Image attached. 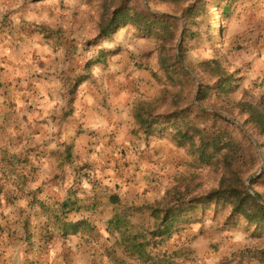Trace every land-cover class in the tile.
I'll list each match as a JSON object with an SVG mask.
<instances>
[{"label":"rangeland","instance_id":"374dc122","mask_svg":"<svg viewBox=\"0 0 264 264\" xmlns=\"http://www.w3.org/2000/svg\"><path fill=\"white\" fill-rule=\"evenodd\" d=\"M209 11L211 16H217L214 28L221 26L222 31L218 44L214 46V54H221L230 70L237 75L239 94L264 109V91L260 89L264 87V73H258L264 67V0H223L217 9L209 6ZM160 12L164 14L168 10L161 7ZM98 21V7L88 0H0V31L5 30L15 38L21 37V31L25 32V50L28 52L25 68L31 66L29 72L32 73L36 64L50 59L48 66L58 67V72L70 81L67 113H72L74 104L77 109H82L91 101L98 100H102V106L109 109L113 99L128 110V118L133 122L130 135L134 141L125 145L118 154L121 161L115 164L114 169L118 178L109 177L106 181H111L107 183L89 178L92 185L98 184L97 189H100L96 203L99 206L98 215L107 223L116 209H129L131 212L127 214L135 229L145 230L151 246L157 247L154 251L150 248L149 252L158 254L164 264H222L231 255L236 256L232 261L234 264H259L248 258L243 262L239 254L252 249L261 240L252 241L249 238L251 234L243 229L223 226L221 220H216L213 215L203 220L200 217L172 220L153 233L156 225L162 222V211L188 200L186 179L190 174L199 176L202 194L215 189L219 177L209 169H192L189 156L177 148L169 136L136 133L132 116L134 105L154 100L160 90L156 77L162 76V73L157 52L149 40L137 38L130 27H121L111 38L100 40L96 30ZM36 74L42 78L45 70L41 71L38 66ZM232 119L241 125L236 117ZM74 146L65 145L63 148L70 154L63 166L70 165L73 169L70 170L72 173L64 171L60 178L69 186L77 183L73 173L87 168L88 153ZM261 153L263 155L262 150ZM18 163L0 161V237L33 236L25 222L10 229L1 221L8 214L6 208L15 206L19 201L28 202V207H36L38 204L35 202H41L37 195L31 193L33 191L26 190L30 180H25V176L17 183L16 175L24 165L21 160ZM10 164L15 166L11 168ZM33 179L34 185L39 182L38 177ZM85 180L88 181L87 175ZM112 197L119 205L113 204ZM151 207L161 212L150 213L148 208ZM51 227L55 232L45 227L43 232L35 235L48 240L44 241L46 247L42 248L51 249L47 248V243L51 242L57 249L63 241L57 226ZM94 227L99 230L96 236L100 240V236H105L99 229L102 225L99 223ZM111 236L116 240L113 242L116 248L111 247L112 256L123 260L124 249L119 238L114 234ZM31 246L35 247L36 243ZM165 253L169 258L166 261L163 259Z\"/></svg>","mask_w":264,"mask_h":264},{"label":"trees","instance_id":"16d2710c","mask_svg":"<svg viewBox=\"0 0 264 264\" xmlns=\"http://www.w3.org/2000/svg\"><path fill=\"white\" fill-rule=\"evenodd\" d=\"M88 1L99 10L96 30L100 40L111 38L121 27H130L137 38L149 40L157 52L160 90L154 100L134 105L136 133L169 136L189 156L192 169H209L219 177L218 186L202 194L199 176L192 173L186 179V202L162 212L148 208L150 213L161 212L163 216L153 233L172 220H203L213 215L223 226L243 229L251 234L252 241L261 240L239 256L241 261L248 258L264 264V205L246 187L248 177L258 174L262 166L248 136L257 142L264 157V109L239 94L237 75L221 54H214L222 31L221 26L214 28L217 16H211L209 6L217 9L223 0ZM161 7L168 12L161 14ZM260 89L264 91V87ZM228 114V118L240 121L241 128L232 118H225ZM5 162L8 160H2ZM251 186L264 201V169ZM111 200L119 205L116 198ZM119 209L104 226L106 234L118 236L124 249V259L117 264H164L158 254L149 252L157 247L151 246L145 230L135 229L127 214L131 211ZM166 255L165 261L169 259ZM234 259L236 256L231 255L222 264H234Z\"/></svg>","mask_w":264,"mask_h":264},{"label":"crops","instance_id":"0c3cea01","mask_svg":"<svg viewBox=\"0 0 264 264\" xmlns=\"http://www.w3.org/2000/svg\"><path fill=\"white\" fill-rule=\"evenodd\" d=\"M20 33L21 37L15 38L5 30L0 31V161L27 162L16 175L17 183L23 175L28 177L26 190L33 191L41 204L28 207V202L19 201L6 208L8 214L1 220L4 225L12 229L25 222L33 236L0 237L1 264H117L118 258L112 256L111 249L116 248L113 243L116 240L106 234V223L98 215L100 189L89 178L105 183L111 181H106L109 177L118 178V172L114 171L115 164L121 161L118 154L134 141L128 110L113 99L109 109L98 100L84 104L82 109L74 104L72 113H67L70 81L58 72V67L48 66L50 59L36 64L30 73L31 66L25 68L28 54L25 32ZM37 65L41 71L45 70L42 78L36 74ZM261 71L264 73V67L258 73ZM65 145H75L77 150L88 153L87 168L73 173L77 183L71 186L60 178L64 171L73 169L70 165L63 166L70 157L63 151ZM33 177L39 178L35 185ZM99 223L105 235L100 240L96 236L99 230L94 227ZM51 226H57L64 237L57 249L51 242L47 243L51 249L42 248L48 240L35 236L45 227L55 232ZM32 243L36 246L32 247Z\"/></svg>","mask_w":264,"mask_h":264},{"label":"water","instance_id":"95a60500","mask_svg":"<svg viewBox=\"0 0 264 264\" xmlns=\"http://www.w3.org/2000/svg\"><path fill=\"white\" fill-rule=\"evenodd\" d=\"M178 58L181 60L179 51H178ZM194 80H196L195 77H194ZM196 82H197V80H196ZM198 85H199V84H198ZM225 118H226V117H225ZM227 119L230 120L229 118H227ZM232 122H233V121H232ZM233 123H234L236 126H238L239 128H241V125H239L238 123H236V122H233ZM248 138L252 141V143H253V145H254L256 151L258 152L259 157H260L261 162H262V166H261L260 172H259L258 174L254 175V176H251V177L247 180V182H246V187H247L248 192H249V193H250V194H251V195H252V196H253V197H254V198L260 203V204L264 205V201H262L261 198H259V196L256 194V192H255V191L253 190V188L251 187V181L258 179V178L261 176L262 172H263V169H264V157H263V155H262V153H261V150H260L258 144H257L253 139H251V137L248 136Z\"/></svg>","mask_w":264,"mask_h":264}]
</instances>
